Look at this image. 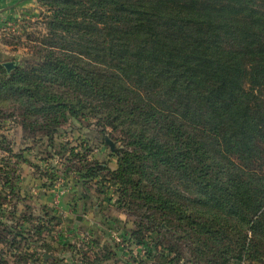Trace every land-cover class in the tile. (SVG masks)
Here are the masks:
<instances>
[{
    "label": "trees",
    "instance_id": "obj_1",
    "mask_svg": "<svg viewBox=\"0 0 264 264\" xmlns=\"http://www.w3.org/2000/svg\"><path fill=\"white\" fill-rule=\"evenodd\" d=\"M38 4L45 34L35 57L0 65V110L50 143L93 119L84 152L118 132L116 170L86 163L83 187L104 172L117 202L141 209L139 228L208 264H264V0Z\"/></svg>",
    "mask_w": 264,
    "mask_h": 264
},
{
    "label": "rangeland",
    "instance_id": "obj_2",
    "mask_svg": "<svg viewBox=\"0 0 264 264\" xmlns=\"http://www.w3.org/2000/svg\"><path fill=\"white\" fill-rule=\"evenodd\" d=\"M44 13L35 0L0 18V65L19 67L36 56ZM95 123L70 120L50 143L23 126L15 106L0 110V264H208L184 240L139 228L141 209L117 202L118 185L106 173L81 185L78 171L86 163L117 168L107 146L89 140L91 151L82 149L89 144L83 134L99 130ZM110 134L122 149L121 135ZM6 173L11 189L3 188Z\"/></svg>",
    "mask_w": 264,
    "mask_h": 264
},
{
    "label": "water",
    "instance_id": "obj_3",
    "mask_svg": "<svg viewBox=\"0 0 264 264\" xmlns=\"http://www.w3.org/2000/svg\"><path fill=\"white\" fill-rule=\"evenodd\" d=\"M35 0H0V16H5L9 13L19 11L28 5H32ZM2 66L7 72L17 67V64L13 62L3 63ZM105 145L112 153H118L120 149H117L115 143L110 139H105Z\"/></svg>",
    "mask_w": 264,
    "mask_h": 264
},
{
    "label": "crops",
    "instance_id": "obj_4",
    "mask_svg": "<svg viewBox=\"0 0 264 264\" xmlns=\"http://www.w3.org/2000/svg\"><path fill=\"white\" fill-rule=\"evenodd\" d=\"M0 18H3V16H0ZM229 264H239V263H236V262H231ZM240 264H247V263H240ZM250 264H257V263H250Z\"/></svg>",
    "mask_w": 264,
    "mask_h": 264
}]
</instances>
